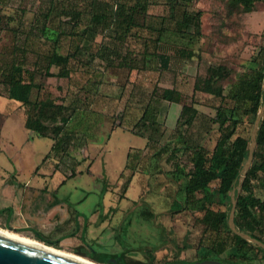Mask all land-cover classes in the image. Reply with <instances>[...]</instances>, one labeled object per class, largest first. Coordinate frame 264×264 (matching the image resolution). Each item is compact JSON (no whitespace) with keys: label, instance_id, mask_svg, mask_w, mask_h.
Returning <instances> with one entry per match:
<instances>
[{"label":"rangeland","instance_id":"1","mask_svg":"<svg viewBox=\"0 0 264 264\" xmlns=\"http://www.w3.org/2000/svg\"><path fill=\"white\" fill-rule=\"evenodd\" d=\"M167 1L151 0L147 14L156 19L166 14ZM41 2L0 0V13L17 14L24 8L29 27ZM177 9L180 14L182 7ZM189 9L202 11V37L192 43L197 55L192 60L172 57L167 70L130 71L103 69V63L96 59L91 76L75 70L69 80L35 75L41 89L33 90L32 99L51 95L69 103L76 94L84 98L83 106L65 127L72 132L65 153L51 151L43 159L52 140L26 128L24 108L8 99L0 86L1 228L31 238L39 235L73 253H124V261L150 259L151 264H160L174 258L178 251L180 258L192 262L210 252L206 247L210 233L201 221L203 212L172 210L177 201H182L187 181L175 169L176 165L186 172L191 168L190 155L182 141L213 149L219 136L218 124L213 121L217 107L231 105L225 97L230 85L242 72L258 66L264 41V0L254 2L248 9L230 5L229 0H196ZM61 20L53 14L48 23L55 27ZM135 20L142 23L143 15L137 14ZM7 29L0 31V53L4 54L10 53L17 41L14 32ZM34 33L38 37L33 49L48 51L52 43L39 31ZM101 39L96 36L94 50ZM103 41L110 42L106 36ZM75 43V39L62 35L60 51H72ZM126 43L128 56L141 50L133 38ZM34 60V53H28L29 66ZM217 64L229 70L218 82L224 87V98L193 92L194 77L205 76L208 66ZM50 71L56 72L57 68L51 67ZM1 77L0 73V80ZM89 80L100 81L98 90L81 93L80 87ZM164 86H174L182 95L180 102L159 103L158 120L164 132L160 144L175 150L170 161L166 159L168 153H163L156 162L151 159L154 149L146 147L145 138L134 134L140 129L135 123L153 89L159 91ZM183 103L192 104L197 114L190 126L176 127ZM254 120L251 122L241 110V124L235 134L250 138ZM216 185L212 182L206 190L209 206L228 210L232 189L229 197H223L214 192ZM256 193L263 196L264 192ZM202 195L198 192V196ZM245 252L256 257L248 264H264L256 248L247 247ZM226 255L227 252L222 256Z\"/></svg>","mask_w":264,"mask_h":264},{"label":"trees","instance_id":"2","mask_svg":"<svg viewBox=\"0 0 264 264\" xmlns=\"http://www.w3.org/2000/svg\"><path fill=\"white\" fill-rule=\"evenodd\" d=\"M195 1L169 0L165 2L167 13L156 19L147 14L151 0H42L37 16L29 27L25 23L24 8L17 14L0 13V31L8 28L7 30L14 32L17 40L10 53H0L2 76L0 86L8 99L20 103L24 108L26 128L36 136L48 137L52 140L50 150L43 159L51 151L66 152L72 139V132L65 127L78 111V107L83 106L84 98L76 94L69 103L57 101L51 95L32 99L33 90L38 92L41 89V85L35 82V75L41 73L49 77L69 80L72 71L75 70L91 76L96 59L103 63V69L130 71L167 70L171 66L172 57L183 61L192 60L197 56L192 43L202 37V11L189 9ZM256 1L261 0H229V4L248 9L253 7ZM178 7H182L180 14L177 13ZM53 14L63 18V21L54 24L57 25L55 27L48 23ZM137 14L143 15L142 23L135 20ZM36 30L52 43L48 51L40 52L33 49L32 46L38 37L34 33ZM62 35L76 40L72 51L66 53L60 51L59 40ZM97 35L102 39L94 50L93 45ZM105 36L110 42L103 41ZM130 38L141 45V50L138 49L134 53L137 58L133 57L134 54L128 56L129 49L126 42ZM261 50L258 66L242 72L230 85L226 95L224 87L218 83L229 74V70L224 65H210L205 76L194 77L193 92L200 91L222 99L225 95L232 102L231 105H221L216 109L213 121L218 124L219 136L213 149L210 151L200 144H188L182 141L184 150L190 155L191 168L186 172L176 165L175 169L180 175L185 176L187 181L183 187V199L175 203L173 212L185 210L203 212L201 221L205 226L204 230L210 233L206 242L210 252L200 259H215L224 264H248L256 257L245 252L247 247L256 248L264 258L261 247L246 241L228 228L230 199L228 210H214L210 208L211 200L206 194L209 185L217 182L214 192L229 197L230 190L238 183L239 172L248 155L249 136L235 132L241 124V110L243 114L249 115L252 122L263 102L264 41ZM31 52L34 53L35 60L32 66H29L28 53ZM51 67L57 68V71L51 72ZM99 85L100 81L89 80L80 87V92L87 94L95 92ZM153 90L152 96L144 105L135 123L140 129L134 134L145 138L146 147L154 149L151 155L153 161L157 162L163 153H168L166 159L170 161L174 157L172 151L175 148L160 144L164 132L160 129L161 122L158 120L159 103L180 102L182 94L174 86H164L159 88V91L158 88ZM32 111L34 114L31 113ZM196 114L197 109L192 104L183 103L176 120V127L190 126ZM63 182L64 180L61 183ZM257 190L264 192V117L257 131L250 167L237 195L233 218L234 225L239 231L246 232L264 243V193L263 196L257 194ZM198 192L203 195L198 196ZM223 227L225 230L222 229ZM33 238L58 248L39 235ZM75 252L108 264H151L150 259L124 261V253L117 257L116 253L110 252H93L90 255ZM226 252L227 255L222 256ZM188 262L189 260L180 258L177 251L174 258L163 260L160 264Z\"/></svg>","mask_w":264,"mask_h":264},{"label":"water","instance_id":"3","mask_svg":"<svg viewBox=\"0 0 264 264\" xmlns=\"http://www.w3.org/2000/svg\"><path fill=\"white\" fill-rule=\"evenodd\" d=\"M263 117H264V98L262 105L260 106L255 116L253 128L251 130V134L249 138L248 155L246 161L239 172L238 183L235 187L232 188L231 191V197H230L231 207L228 214L227 223L230 230L234 234L240 236L241 238L245 239L248 242L255 244L256 246L261 247L264 251L263 242L252 237L250 234L246 232L239 231L235 227L233 221L237 195L241 189L243 180L250 167L253 158V151L256 146L257 131L259 129ZM94 261L98 263H102L96 260ZM0 264H86V263L0 233ZM102 264H108V263H102ZM187 264H224V263L215 259H200V260L192 261Z\"/></svg>","mask_w":264,"mask_h":264},{"label":"bare ground","instance_id":"4","mask_svg":"<svg viewBox=\"0 0 264 264\" xmlns=\"http://www.w3.org/2000/svg\"><path fill=\"white\" fill-rule=\"evenodd\" d=\"M0 233L8 235V236H11V237H14L16 239H19V240H22V241H25V242H28V243L36 245V246L42 247L44 249L56 252L58 254L70 257L72 259L84 262L86 264H102V263L95 262L93 259H90V258L88 259V257L86 258L84 256H81L80 254L73 253V252H70V251H66V250L60 249V248H55V247L50 246V245H46V244H44V243H42V242H40L38 240H35V239L31 238V237L22 235L20 233H17V232H14V231H11V230H8V229H5V228H1L0 227Z\"/></svg>","mask_w":264,"mask_h":264},{"label":"flooded vegetation","instance_id":"5","mask_svg":"<svg viewBox=\"0 0 264 264\" xmlns=\"http://www.w3.org/2000/svg\"><path fill=\"white\" fill-rule=\"evenodd\" d=\"M110 253H114V252H110ZM117 254V257H120V254L121 253H116ZM82 256V255H81ZM85 257V256H84ZM87 258V257H86ZM89 259V258H88ZM191 261H189L188 263H190Z\"/></svg>","mask_w":264,"mask_h":264}]
</instances>
